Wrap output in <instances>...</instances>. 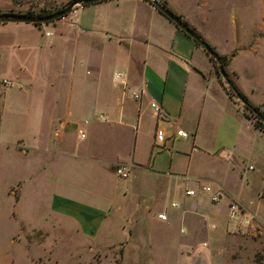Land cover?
Wrapping results in <instances>:
<instances>
[{
    "label": "crops",
    "instance_id": "crops-1",
    "mask_svg": "<svg viewBox=\"0 0 264 264\" xmlns=\"http://www.w3.org/2000/svg\"><path fill=\"white\" fill-rule=\"evenodd\" d=\"M167 4L174 5L170 0ZM69 13L68 20L63 16L51 22L53 33L45 31L48 38L44 40L41 24L0 26L3 33L7 32V37L4 33L2 38V49L8 56L5 68L12 76L3 79L13 84L9 88L2 85L0 103L18 110L15 118L18 126H9L11 131L0 113V167L12 172L19 170L14 171L19 173L18 178L6 184L7 194L15 201L25 194L28 182L32 183L40 204L48 202L52 213L73 221L76 228L93 236L106 220L109 209L105 208L108 202L104 190L84 186L90 166H98L104 173H113L117 165L124 166L130 178L149 177L155 189L171 193L178 185H184L177 175H184L187 169L186 152L202 148L211 153L219 144L221 122L238 124L242 112H238V104L228 97L211 72V65L206 73L200 69L201 59L205 57L208 61L203 49L167 18L164 17L172 25L159 17L149 2L103 0ZM106 44L120 50L116 59L121 72L115 73L120 77L114 74L119 82L116 86L98 82L96 65ZM26 48L50 54L68 50L65 52L71 59L67 91L78 99L76 107L83 112L82 123L85 125L90 120V128L82 130L67 105L58 111L55 91L62 75L46 71L45 76L35 81L25 77L23 64L13 55L20 61L21 51ZM78 50H82L80 60L76 57ZM31 81L39 83L35 84L41 99L33 105L26 100H13L11 89L26 86L28 90ZM132 92L139 93L138 99L132 98ZM150 102L159 106L160 116L154 115ZM211 106L212 110L208 109ZM22 108H27L28 114H20ZM213 110L218 112V117ZM215 118L213 131L210 123L214 124ZM78 128L83 132L82 137L77 133ZM156 129L163 133L160 146H155ZM176 130L185 132L186 136H175ZM223 137L228 140L227 136ZM27 166H33V174L27 173ZM121 190L123 194L126 187ZM83 196L89 201L80 199ZM195 204L196 200H188L179 218L189 222V215L196 213ZM119 208L117 205L116 209Z\"/></svg>",
    "mask_w": 264,
    "mask_h": 264
},
{
    "label": "rangeland",
    "instance_id": "rangeland-1",
    "mask_svg": "<svg viewBox=\"0 0 264 264\" xmlns=\"http://www.w3.org/2000/svg\"><path fill=\"white\" fill-rule=\"evenodd\" d=\"M68 1L0 0V12L24 13L27 8L34 13L42 8L53 11ZM162 1L224 57V68L236 89L264 114V0H170L173 7L167 4L168 0ZM70 17L67 13L63 18L68 20ZM51 22L41 24L42 40L48 38L45 31L53 33ZM4 33L7 37V32ZM4 33L0 29V92L1 80L7 76L12 78L5 68L8 56L2 49ZM197 48L201 51L200 47ZM65 51L68 50L50 54L26 48L21 51L20 61L13 56L23 64L25 77L29 80L45 76L46 71L63 76L55 91L58 111H63L67 105L74 112L75 123L86 131L92 122L82 123L83 112L76 107L78 99L67 91L71 58ZM81 55L82 50H78L77 60ZM118 55L120 50L106 44L96 65L98 82L113 86L119 83L114 78L116 72H121L116 59ZM210 65L211 72L224 89H228L216 74L215 67L205 57L201 59L200 69L204 73ZM31 83L28 90L26 86L12 88V99L26 100L31 105L37 103L41 99L36 85L39 83ZM231 99L238 104V112L241 111L242 115L243 112L252 113L244 110L234 95ZM208 109L212 110V106ZM26 110L22 108L19 113L26 115ZM213 112L219 116L217 111ZM0 113L6 125L9 124V131L10 127L18 126L16 108L4 107L0 103ZM242 115L238 124L221 122L219 144L211 153L202 148L186 152L187 169L184 175H177L183 179L184 185H178L171 193L155 189L149 177L130 178L127 172V178H119L114 171L104 173L98 166H90L84 186L104 190L108 202L105 208L109 209L106 220L93 236L76 228L73 221L52 213L48 202L40 204L35 199L32 183L28 182L25 194L15 201L7 194L6 184L17 179L19 173L14 172L17 169L12 172L1 166L0 264H264V125L258 130ZM13 122L15 126L11 124ZM216 123L217 118L214 124L210 123L213 131ZM220 135L227 136L228 140ZM26 168L27 173L33 174V166ZM73 171L76 178V168ZM200 184L219 188V200L209 202L208 194L198 191ZM125 187L122 194L121 189ZM184 187L197 190L196 195L186 197ZM80 199L89 201L85 196ZM192 199L196 200V213L189 215V222L183 221L179 213ZM171 202H175V207H171ZM228 203L243 207L252 215L253 225L243 227L238 219H229ZM158 213H163L165 219L159 220ZM236 246L239 248L237 253Z\"/></svg>",
    "mask_w": 264,
    "mask_h": 264
},
{
    "label": "water",
    "instance_id": "water-1",
    "mask_svg": "<svg viewBox=\"0 0 264 264\" xmlns=\"http://www.w3.org/2000/svg\"><path fill=\"white\" fill-rule=\"evenodd\" d=\"M103 0H71L68 4L58 10H54L47 14H27V13H16V12H0V24L1 23H47L59 18H62L67 13L72 11L74 8L83 7L88 4H93ZM148 2L156 8L164 17L172 22L179 30L187 35L192 41L200 46L204 52L209 56L216 65V73L225 82L227 87L234 93L236 99L244 106L249 108L254 115L258 116V111L251 107L247 100L241 96L235 89L232 81L230 80L223 64L220 61L219 54L188 24H186L177 14L171 11L161 0H148ZM264 123V119L262 120Z\"/></svg>",
    "mask_w": 264,
    "mask_h": 264
},
{
    "label": "built area",
    "instance_id": "built-area-1",
    "mask_svg": "<svg viewBox=\"0 0 264 264\" xmlns=\"http://www.w3.org/2000/svg\"><path fill=\"white\" fill-rule=\"evenodd\" d=\"M115 76L120 77V74H115ZM1 83L3 86L8 87V88L13 85L10 80H6V79H2ZM131 96L133 99H138L139 93L138 92H132ZM149 106L152 109V111L156 117L160 116V108L156 103L150 102ZM84 123H86V122L84 121ZM77 133L79 134V136H81V137L83 136V132L80 128H78ZM154 135H155V138L157 139V144L155 146H160L162 138H163L162 131L160 129H156ZM175 136L185 137L186 133L181 131V130H176ZM113 171L116 174V176H118L119 178H126L127 177L128 170L124 166L117 165L113 168ZM198 189L200 191L208 194V196H209L208 199H209V202H211V203L217 202L220 198V194H219L220 189L219 188H213L208 184H200ZM195 193H196V190H194V189H185V191H184V194L187 197L193 196V195H195ZM171 207H175V204L172 203ZM227 217L229 219H232V220H235V219L239 220L241 218V221L239 222V224L243 227H247L248 225H250V226L253 225L252 215H250L248 212H246L243 207H241L240 205L235 204V203H228V205H227ZM157 218L160 220H164L165 215L164 214H158ZM181 232H182V230H181Z\"/></svg>",
    "mask_w": 264,
    "mask_h": 264
},
{
    "label": "trees",
    "instance_id": "trees-1",
    "mask_svg": "<svg viewBox=\"0 0 264 264\" xmlns=\"http://www.w3.org/2000/svg\"><path fill=\"white\" fill-rule=\"evenodd\" d=\"M71 0H69L68 2H67V4L70 2ZM145 1H147L148 2V0H145ZM162 1V0H161ZM163 2V1H162ZM164 3V2H163ZM165 4V3H164ZM60 9V8H59ZM156 9V8H155ZM56 10H58V9H56ZM54 11V10H53ZM158 11V10H157ZM8 12H12L11 10H9ZM50 12H52V11H49V10H45V9H39L38 10V12L37 13H34V11L32 10V9H30V8H27L25 11H24V13H27V14H40V15H43V14H47V13H50ZM159 12V11H158ZM19 13V12H18ZM160 13V12H159ZM161 14V13H160ZM162 15V14H161ZM166 18V17H165ZM48 23V22H47ZM2 24V23H1ZM33 25H35V26H38V25H40L39 23H35V24H33ZM176 27V26H175ZM177 28V27H176ZM178 29V28H177ZM181 31V30H180ZM182 32V31H181ZM184 34V33H183ZM187 36V35H186ZM188 37V36H187ZM194 42V41H193ZM194 44L195 45H197L195 42H194ZM198 46V45H197ZM204 51V50H203ZM205 53V52H204ZM206 54V53H205ZM206 56H207V54H206ZM207 58H208V61L215 67V71H216V65H215V61H213L209 56H207ZM219 58H220V61H221V63L223 64V66H224V64H225V61H224V57L223 56H221V55H219ZM217 74V73H216ZM218 75V74H217ZM219 76V75H218ZM233 83V82H232ZM234 85V84H233ZM235 87V86H234ZM235 89H236V87H235ZM237 90V89H236ZM225 91H226V94L228 95V97L229 98H231V96H233L234 95V93L231 91V89L228 87V89L227 88H225ZM237 92L239 93V94H241L238 90H237ZM235 96V95H234ZM241 96L243 97V98H245V96L243 95V94H241ZM246 99V98H245ZM247 100V99H246ZM248 102V101H247ZM248 104L251 106V107H253L255 110H257L258 111V116L257 115H254V114H252V113H249V114H246V113H244L243 112V115L247 118V119H250L251 120V123H252V126L254 127V128H256V129H258V130H262V127H263V125H264V123L262 122V120L264 119V114L261 112V111H259L256 107H254V106H252L249 102H248ZM243 106V109L244 110H250L249 108H247L246 106H244V105H242ZM251 111V110H250Z\"/></svg>",
    "mask_w": 264,
    "mask_h": 264
}]
</instances>
